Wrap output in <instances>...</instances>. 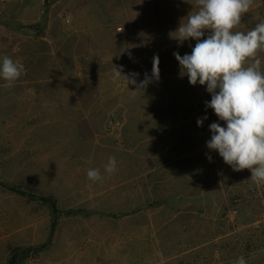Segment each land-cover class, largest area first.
Instances as JSON below:
<instances>
[{"label":"rangeland","instance_id":"1","mask_svg":"<svg viewBox=\"0 0 264 264\" xmlns=\"http://www.w3.org/2000/svg\"><path fill=\"white\" fill-rule=\"evenodd\" d=\"M191 11L196 0H0V58L27 70L12 88L0 79V264H264V182L206 147L224 122L173 55L195 46L169 35ZM260 21L253 0L234 31ZM156 55L159 80L135 96L112 79L115 66L143 81Z\"/></svg>","mask_w":264,"mask_h":264},{"label":"clouds","instance_id":"2","mask_svg":"<svg viewBox=\"0 0 264 264\" xmlns=\"http://www.w3.org/2000/svg\"><path fill=\"white\" fill-rule=\"evenodd\" d=\"M252 3L253 0H196V11L181 18L169 35L178 46L190 39L196 41L190 54L173 53L180 66L179 74L186 75L190 85L206 86L211 95L205 102L206 109L224 122V126L218 122L209 125L211 137L206 147L218 152L233 171L250 170V180L260 184L264 182V61L259 53L264 52V21L247 32L234 31ZM159 62L158 55L154 56L151 76L146 73L139 83L135 79L138 74L124 75L115 66L112 79L136 85V90H129L135 96L153 79L159 80ZM26 72L19 58H0L4 88L14 87ZM206 119L207 116L198 118L197 126H203ZM207 158L212 160L210 155ZM103 168L108 175L114 174L118 170L116 157L109 156ZM86 175L93 183L104 179L100 168H89ZM233 264L247 261L239 256Z\"/></svg>","mask_w":264,"mask_h":264},{"label":"trees","instance_id":"3","mask_svg":"<svg viewBox=\"0 0 264 264\" xmlns=\"http://www.w3.org/2000/svg\"><path fill=\"white\" fill-rule=\"evenodd\" d=\"M54 205V204H53Z\"/></svg>","mask_w":264,"mask_h":264}]
</instances>
